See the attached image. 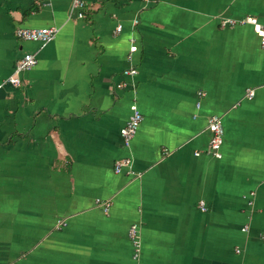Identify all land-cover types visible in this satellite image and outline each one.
I'll return each instance as SVG.
<instances>
[{
  "label": "crops",
  "instance_id": "obj_1",
  "mask_svg": "<svg viewBox=\"0 0 264 264\" xmlns=\"http://www.w3.org/2000/svg\"><path fill=\"white\" fill-rule=\"evenodd\" d=\"M73 1L0 0V264H264V0Z\"/></svg>",
  "mask_w": 264,
  "mask_h": 264
},
{
  "label": "built area",
  "instance_id": "obj_2",
  "mask_svg": "<svg viewBox=\"0 0 264 264\" xmlns=\"http://www.w3.org/2000/svg\"><path fill=\"white\" fill-rule=\"evenodd\" d=\"M83 2L82 0H74L72 4V9L75 8H82ZM83 12L79 11L78 16L83 17ZM221 24L223 26L228 25H251L253 27L254 32L258 35L260 38V43L262 46H264V22H261L256 16L253 15H246L241 18H224L221 21ZM117 31H120L122 29V24H119L117 26ZM58 33V28L56 26H49V27H18L16 29V35L18 38L22 40H30V41H37L42 44H45L52 39L56 37ZM136 50V46H131V51ZM38 62V59L36 57L35 53L32 52H25L23 56L19 59L16 65L15 72L8 77L5 81L13 84V85H19L21 80L19 77V73L24 70H28L30 68H33ZM136 68L127 69L125 70V73H136ZM255 94L254 89H249L248 96L253 97ZM199 95H202V92H199ZM201 104L200 102H197V108H200ZM143 120V114L137 104L131 105V113L121 129V135L123 137L124 144L126 146L130 145L133 137L135 136L141 122ZM208 128L211 131V137L209 140V152L216 156L221 157L222 156V145L224 143V126H223V120L222 117L218 114H212L209 116L208 120ZM128 163V159H122L116 161L115 169L117 172L121 171L122 167ZM97 202L101 203L105 210H108L110 207V201H101L100 199H97ZM200 205L202 209H206L205 201H201ZM60 225H66V221H60ZM129 236L132 240V243L135 247V253L134 258H138L140 254V248H141V241L139 237V228L136 224H132L129 229Z\"/></svg>",
  "mask_w": 264,
  "mask_h": 264
}]
</instances>
